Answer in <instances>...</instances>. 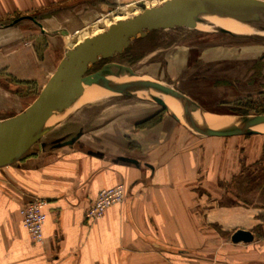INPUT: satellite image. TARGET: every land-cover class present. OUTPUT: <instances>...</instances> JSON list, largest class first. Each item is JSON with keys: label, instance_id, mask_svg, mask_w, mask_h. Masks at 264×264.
<instances>
[{"label": "crops", "instance_id": "1", "mask_svg": "<svg viewBox=\"0 0 264 264\" xmlns=\"http://www.w3.org/2000/svg\"><path fill=\"white\" fill-rule=\"evenodd\" d=\"M102 1L143 0H0V120L34 102L65 39L102 16ZM159 112L124 102L91 123V111H80L0 168V264H264L262 210L228 188L262 158L264 135L203 138L165 113L139 127ZM118 185L124 201L86 219L98 193ZM34 199L46 203L42 243L18 216ZM239 230L252 242L232 243Z\"/></svg>", "mask_w": 264, "mask_h": 264}, {"label": "water", "instance_id": "2", "mask_svg": "<svg viewBox=\"0 0 264 264\" xmlns=\"http://www.w3.org/2000/svg\"><path fill=\"white\" fill-rule=\"evenodd\" d=\"M216 19L243 26L253 24L258 27L254 34L264 33V0H165L160 5L110 25L102 33L81 40L72 48L67 47L34 102L21 113L0 120V168L18 163L37 149L40 141L58 128L66 115L59 122H51V117L62 115L72 108L88 86L100 87L115 96L152 102L193 135L203 138L264 135L258 130L264 126V114H233L229 117L236 120L234 125L225 128L208 126L206 115L213 114L171 87L143 80L136 74L134 66L107 62L90 72L98 63L114 58L122 48L156 30L178 28L190 31L199 30L198 26H208L212 27L211 31L220 34L236 35L231 30L214 26L211 20ZM123 79L133 81L120 82ZM159 96L169 98L181 107L185 124L173 115ZM195 115L201 118V122ZM252 240L250 232L241 230L231 237L235 244L250 243Z\"/></svg>", "mask_w": 264, "mask_h": 264}, {"label": "rangeland", "instance_id": "3", "mask_svg": "<svg viewBox=\"0 0 264 264\" xmlns=\"http://www.w3.org/2000/svg\"><path fill=\"white\" fill-rule=\"evenodd\" d=\"M156 1L143 0L138 4L121 6L106 5L102 1L105 10L94 23L103 18L100 22L106 24V30L112 25L110 15L118 9H133L135 16L146 8L156 6H153ZM94 23L77 35L71 34L69 42L66 38V48L71 40H81L79 37L86 30L97 34ZM197 28L199 30L174 28L153 31L122 48L114 58L98 63L90 72L107 62L134 66L136 74L142 79L159 82L185 94L214 116L264 114V33L228 35L211 31L208 26ZM107 99L73 109L59 126L73 117L76 119L80 111L86 109L91 111L92 123L102 110L124 102L150 103L159 109L161 117L165 113L149 101L121 96ZM228 188L235 191L240 202L261 209L264 221V155L255 164L246 167L241 176L235 177Z\"/></svg>", "mask_w": 264, "mask_h": 264}, {"label": "bare ground", "instance_id": "4", "mask_svg": "<svg viewBox=\"0 0 264 264\" xmlns=\"http://www.w3.org/2000/svg\"><path fill=\"white\" fill-rule=\"evenodd\" d=\"M164 1L165 0H157L155 3H153V6L156 4L160 5ZM112 14L110 15L109 22L113 24V23H116L118 21L125 20V19L132 17V16L128 17L129 15L133 14V16H134V10L130 9V8L129 9H126V8L123 9L122 8V9H118L116 12H113ZM211 23L216 27H222V28L225 27L224 29H227L229 31L231 30V32L237 33V34L242 33V32L246 33V34H254L258 31L257 26H255L253 24H249V23H246L243 26V25H240L236 22L219 21L217 19L211 20ZM94 26L96 29H98L97 30L98 33L99 32L102 33L103 31H105L104 28H105L106 24L100 22V23L94 24ZM210 29H212V27H210ZM89 31H91V30H86L85 33L83 35H81V37H79V38H81V40L83 41L84 39L98 35V33L94 35L93 33L89 32ZM77 39H78V37H77ZM81 40H78L77 42H74L71 40L69 48L74 47L77 43L81 42ZM143 80H148V79H143ZM123 81H133V80L123 79L120 82H123ZM84 90H85V92L83 93V96L76 102V104L72 108L70 107V109L67 110L62 115L52 116L50 121L51 122H57V121L59 122L65 115L73 112V109L80 108L82 105H85V104L88 105V104L100 102V101H103V100L110 98V97L114 98V96H115V94L108 92V91H106L100 87L96 88V86H88ZM159 97L162 100H164V103L166 104L168 109L173 113V115H175L181 122H183L185 124L184 114H183L181 107L175 101H173L169 98H166L163 96H159ZM195 117L199 122H201V118L198 115H195ZM205 121H206V124H208V126H211L214 128H220V127L225 128V127H229L231 125H234L236 123V120L232 117H229V116H207L206 115ZM258 130L260 132L264 133V126L258 128Z\"/></svg>", "mask_w": 264, "mask_h": 264}, {"label": "built area", "instance_id": "5", "mask_svg": "<svg viewBox=\"0 0 264 264\" xmlns=\"http://www.w3.org/2000/svg\"><path fill=\"white\" fill-rule=\"evenodd\" d=\"M124 199L125 190L123 185L102 190L90 205L85 217L91 221L100 219L110 207L121 204ZM45 204V201L41 199H34L18 211L20 224L26 230L33 243H42L44 241L43 226L46 221V213H44Z\"/></svg>", "mask_w": 264, "mask_h": 264}, {"label": "trees", "instance_id": "6", "mask_svg": "<svg viewBox=\"0 0 264 264\" xmlns=\"http://www.w3.org/2000/svg\"><path fill=\"white\" fill-rule=\"evenodd\" d=\"M45 44H42L41 46V50L44 49ZM241 116L247 115V113H242L239 114ZM161 118V113L156 114L155 116L151 117L150 119H148L146 122H143L140 124V128H146V127H150L153 126V124H156Z\"/></svg>", "mask_w": 264, "mask_h": 264}, {"label": "flooded vegetation", "instance_id": "7", "mask_svg": "<svg viewBox=\"0 0 264 264\" xmlns=\"http://www.w3.org/2000/svg\"><path fill=\"white\" fill-rule=\"evenodd\" d=\"M103 64H104V63H103ZM103 64H102V65H103ZM102 65H101V66H102ZM101 66H100V67H101ZM100 67H99V68H100ZM97 70H98V69H97Z\"/></svg>", "mask_w": 264, "mask_h": 264}]
</instances>
